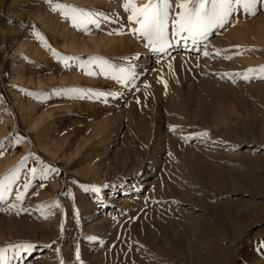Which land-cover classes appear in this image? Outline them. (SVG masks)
Instances as JSON below:
<instances>
[{
	"label": "rangeland",
	"instance_id": "obj_1",
	"mask_svg": "<svg viewBox=\"0 0 264 264\" xmlns=\"http://www.w3.org/2000/svg\"><path fill=\"white\" fill-rule=\"evenodd\" d=\"M126 2L0 0V142L13 141L0 159L17 158L0 178L23 161L19 180L0 201V248L34 245L27 252L10 248L8 264H264V79L235 75L264 66V32L231 33L264 25V4L255 16L238 12L193 44L173 26L184 0H170L171 46L162 53L134 31L139 25L129 19ZM56 3L104 15L96 17L99 25L74 22ZM148 3L137 0L138 7ZM40 13L49 14L55 30L43 25ZM71 32L87 50L64 46ZM100 36L107 45L97 51L91 38ZM102 61L135 76L127 84L114 80ZM71 88L111 95L79 98ZM43 112L37 135L29 115ZM98 125L106 131L103 141L94 133ZM116 147L132 153L134 163L149 157L137 175H122L107 157ZM37 158L58 172L38 176L18 202L28 170L41 166ZM94 163L104 166L99 178L89 176ZM149 180L157 196L147 189ZM82 197L94 205L90 218L79 206ZM56 201L59 207L40 210ZM41 247L50 249L51 260L35 257Z\"/></svg>",
	"mask_w": 264,
	"mask_h": 264
},
{
	"label": "snow or ice",
	"instance_id": "obj_2",
	"mask_svg": "<svg viewBox=\"0 0 264 264\" xmlns=\"http://www.w3.org/2000/svg\"><path fill=\"white\" fill-rule=\"evenodd\" d=\"M54 0H48V3L52 5ZM192 3V7L189 4ZM264 4V0H184L179 7L182 9L177 15L178 19L173 20V26L175 28V35L180 37L182 34L185 40H191L193 44L198 41H202L207 38L208 34L212 32L215 28H224L225 25L229 24L230 19L238 12H242L246 16H255L259 11V6ZM125 11L131 13L129 19L134 21L139 25V28L134 29L135 32H139L142 37L147 38L148 45L156 52H166L171 46L168 37V23H169V10L171 7L170 0H149L148 4L142 7L137 6V0H127L123 5ZM55 9H64L65 16L71 15V19L74 22H79L82 19L89 23L99 25L100 20L96 17L103 16V13H85L82 9L77 7H71L69 5H64L60 3L55 4ZM54 9V10H55ZM107 19V17H104ZM38 39L45 42L43 35L39 32L36 33ZM237 49L240 48L239 45L235 46ZM250 50V49H246ZM54 55L58 58L59 53L53 50ZM220 55L219 52L216 53ZM237 54H243L238 52ZM203 55L208 56L210 53L204 51ZM231 59L232 57H225ZM100 68L104 74L110 76L114 80H118L121 83L127 84V82L135 76L134 72L129 71L126 68L116 69L115 66L107 61H102L100 63ZM247 74L237 73L235 75H242L245 80L260 78L264 79V66H259L257 68H249L246 70ZM89 75H95L94 72H89ZM251 74V75H249ZM260 74V75H256ZM233 79L232 76L228 77ZM165 87H167V82L165 81ZM67 92L74 94L79 98H103L111 93L108 92H92L85 89L71 88ZM175 131V128H173ZM201 135H207V133H202ZM22 138H15V143H21ZM12 140L7 142H0V157L4 155V150L6 143H12ZM27 160V157H25ZM40 167L30 168L29 175L26 182L23 184V191L16 195V200L18 202H23L27 190L32 186V181L38 176L40 179L48 178L49 174L52 172H58V169L52 168L50 165L44 164L37 158ZM23 166V161L21 165L10 170L4 177L0 178V201H4L5 197L10 194L12 186L19 180V170ZM95 191L99 192V188L85 187V191ZM59 201L54 202L51 205H44L40 210L50 209L52 207H59ZM15 207V205H13ZM51 213L44 215V218H49ZM88 239H95V237H88ZM51 247V245H48ZM264 247V244H262ZM10 248L23 249L25 252L34 248L32 244H16L9 245L4 248H0V264H8V257L6 253ZM76 259L80 260L79 251L76 252Z\"/></svg>",
	"mask_w": 264,
	"mask_h": 264
},
{
	"label": "bare ground",
	"instance_id": "obj_3",
	"mask_svg": "<svg viewBox=\"0 0 264 264\" xmlns=\"http://www.w3.org/2000/svg\"><path fill=\"white\" fill-rule=\"evenodd\" d=\"M70 1H74V2H76V3H87V2H89V1H95V0H70ZM38 19L43 23V25L44 26H47V28H50L51 29V27L53 26V21L51 20V18H50V16H49V14L45 17L44 15H42L41 13H40V15L38 16ZM262 22V21H261ZM51 26V27H50ZM52 28H54V27H52ZM53 30V29H52ZM54 30H55V28H54ZM53 30V31H54ZM264 32V25H261V24H257V25H252V26H250V27H248V28H235V29H233L232 31H231V33L233 34V35H241V34H243V33H245V35H246V32ZM70 32H69V30L68 29H65V31H64V34H69ZM254 34V33H253ZM262 34V33H261ZM262 35H264V34H262ZM69 36V35H68ZM71 36H72V41L70 42V40H66L65 41V43H64V46L65 47H67V48H70L71 50H73V51H84V50H87L88 49V46L83 42V40L82 39H80L79 37H77L76 35H74L72 32H71ZM262 37V36H261ZM91 41L93 42V44H94V47H95V50H97V51H101V47L104 45H107V41H106V38H105V36H100L99 38H91ZM20 46L24 49V50H29V47H30V43L29 42H22L21 44H20ZM142 54V62H147V60H148V58H147V56H149V53H148V51L146 50V51H144L143 53H141ZM15 70H19V68L17 67V66H15ZM19 73V72H18ZM63 80V79H62ZM39 85H41V81H39ZM31 110V109H30ZM31 114V113H30ZM44 115H45V113L43 112L42 114H40L39 116H37V114L35 115V116H32V114L31 115H29V122H28V126H29V128H31L32 130L34 129V130H37V135H40L41 134V131H42V127H40L39 125H40V123L42 122V120L44 119ZM101 125V124H100ZM100 125H98L96 128H95V131H94V133H95V135L97 136L98 135V137H100V139L103 141L105 138H104V136L106 135L104 132H106L105 131V128L104 127H102V126H100ZM106 127V126H105ZM122 129V128H121ZM104 133V134H103ZM121 132H119L118 134H120ZM104 136H103V135ZM109 134V133H108ZM107 134V135H108ZM117 134V133H116ZM112 135H114V134H112ZM2 137V136H1ZM113 138V137H112ZM120 137H118V136H116V138H115V141H116V143H119V141H120V139H119ZM109 139H111L110 137H109ZM114 139V138H113ZM119 139V140H118ZM53 140V139H52ZM147 140V139H146ZM110 143V142H109ZM122 143V142H121ZM54 144V143H53ZM126 144V143H125ZM40 145H41V147H43L44 148V150L49 154V155H51V156H55L56 155V151H54V149H52V147L50 146V144H41V142H40ZM119 145V144H118ZM117 145V146H118ZM121 145V144H120ZM120 148L121 147H116V148H112L113 150L111 151V153H109L108 154V156L107 157H109L111 160H113V162H115V163H117V166H118V168H120V172L122 173V175H124V176H129V174L130 175H134V173L136 174V170H137V167L138 166H142L143 164H145V162H146V159L147 158H149L147 155L146 156H144V158H143V160H141V162H140V164L139 163H134L131 159L133 158L132 156H131V154L132 153H130L129 151L128 152H124V151H122V150H120ZM129 148V146L127 147V149ZM123 149V148H122ZM254 150V149H253ZM69 153V152H68ZM150 153V152H149ZM112 154V155H111ZM141 154H139V156H140ZM145 155V154H144ZM59 156V155H58ZM103 156V155H102ZM143 157V156H142ZM17 159V158H16ZM16 159H9V160H7V159H4L3 158V160H1L0 159V174H3L5 171H7L9 168H11L13 165H14V163H15V160ZM94 159V158H93ZM106 159V158H105ZM108 159V158H107ZM106 159V160H107ZM90 160V159H89ZM105 160V161H106ZM17 161V160H16ZM117 161H119V164H118V162ZM90 162V161H89ZM88 162V163H89ZM137 162V161H136ZM89 166V176L90 175H92V176H94V177H100L101 176V173H102V171H104V169H103V164H99V163H94V164H92V165H88ZM86 168V167H85ZM109 167H106V169H105V171L106 170H109L110 171V169H108ZM107 172V171H106ZM113 174V173H112ZM137 175V174H136ZM135 176V175H134ZM123 177V176H122ZM128 178V177H127ZM94 179V178H93ZM137 179V178H136ZM152 180V179H151ZM138 181V180H137ZM140 181V180H139ZM138 181V182H139ZM125 182V180L124 179H121L120 181H118L116 184H114L115 186L114 187H116L117 186V184L118 185H122V183H124ZM155 182V180H153V181H148V182H146V185H148V187L149 188H147L148 190H150L151 191V194H152V196L155 194L156 195V193L157 192H159L158 191V187H157V189L155 190H151V188H152V185H153V183ZM159 183V182H158ZM127 184H129V182L127 183ZM138 184H140V183H138ZM124 185V184H123ZM157 186H158V184H157ZM146 187V186H145ZM128 188V187H127ZM146 189V190H147ZM116 190V189H115ZM114 190V191H115ZM147 190V191H148ZM116 192H117V190H116ZM146 192V191H145ZM149 192V191H148ZM79 193V192H78ZM160 193V192H159ZM113 194V193H112ZM147 194V193H146ZM162 195V194H161ZM113 195H111L110 197H112ZM157 196V195H156ZM80 198V197H79ZM120 200V199H119ZM124 201H125V199H124ZM145 202V201H144ZM80 203V202H79ZM95 204V203H94ZM92 205L93 204H91V201H88L85 197H82L81 198V203H80V208L82 207V209L84 210V212L85 213H87L88 214V216H89V209L92 207ZM94 206V205H93ZM82 210V211H83ZM83 213V212H82ZM86 214V215H87ZM85 216V215H84ZM89 218H90V216H89ZM96 219V218H95ZM94 219V220H95ZM93 221V220H92ZM97 221V220H96ZM71 225V224H70ZM39 231V230H38ZM54 232V231H53ZM52 232V233H53ZM52 235H55L54 233L52 234ZM53 250V249H52ZM51 253V251H50V249L49 248H40V249H38L37 250V255L35 256V257H37V258H40V259H42V258H44V256H46V255H49V259L51 260V258H50V254ZM47 258H48V256H47ZM50 260L48 261V263L50 262ZM46 261V260H45ZM22 262V261H21ZM43 263V262H42ZM45 263V262H44ZM20 264H22V263H20ZM49 264H51V263H49ZM53 264V263H52Z\"/></svg>",
	"mask_w": 264,
	"mask_h": 264
}]
</instances>
